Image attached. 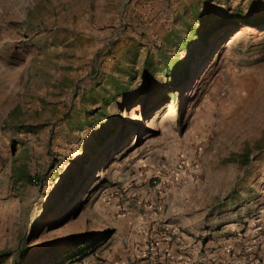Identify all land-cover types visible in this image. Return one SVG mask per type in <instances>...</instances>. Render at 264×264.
I'll use <instances>...</instances> for the list:
<instances>
[{"label":"rangeland","instance_id":"1","mask_svg":"<svg viewBox=\"0 0 264 264\" xmlns=\"http://www.w3.org/2000/svg\"><path fill=\"white\" fill-rule=\"evenodd\" d=\"M231 13L208 67L175 85L167 59L182 68L201 18ZM263 16L264 0H0V264L117 228L73 264H264ZM145 99L160 105L141 118ZM121 128L82 202L48 212L54 174Z\"/></svg>","mask_w":264,"mask_h":264},{"label":"trees","instance_id":"2","mask_svg":"<svg viewBox=\"0 0 264 264\" xmlns=\"http://www.w3.org/2000/svg\"><path fill=\"white\" fill-rule=\"evenodd\" d=\"M203 16V15H202ZM201 16V17H202ZM243 18L240 13L227 14L222 18H216L212 24L204 26L203 18H201L200 27L193 30L194 43L188 42L187 49L189 51L190 60L178 68V58L167 59L164 71L170 77L174 76L175 85L182 87H189L197 76L208 67L212 57L222 47L226 35L229 33L228 28L236 24V21ZM264 22V16L262 17ZM193 28H191L192 30ZM135 102L137 98L126 100L127 105L131 101ZM160 102L156 100H143L141 105V118H147L153 114L158 108ZM111 132L105 134L107 137L101 139L102 143L93 149L82 150L75 161L70 159L69 167L64 172H57L53 176L54 181L59 180L55 189L49 192V209L55 210L61 205V215H70L77 203H81L83 197L88 193L91 181H93L94 174L102 167L103 163L111 161L113 156L120 152V147L124 143V134L122 128L117 132L114 138H110ZM110 138V139H109ZM101 145V146H100ZM79 164V166H78ZM87 164V169L83 165ZM83 167V168H82ZM84 170V172L82 171ZM30 183L40 184L39 177H28ZM112 234L111 230L79 233L71 235L67 242H56L47 247L43 252L44 259H39L35 264H73L82 261L88 255L94 254L101 248ZM19 257H15L13 264L21 263L23 258V251H17ZM46 254V255H45ZM2 255V254H1ZM15 255V253H14ZM42 256V252H41Z\"/></svg>","mask_w":264,"mask_h":264},{"label":"crops","instance_id":"3","mask_svg":"<svg viewBox=\"0 0 264 264\" xmlns=\"http://www.w3.org/2000/svg\"><path fill=\"white\" fill-rule=\"evenodd\" d=\"M149 7H151V6H149ZM152 8H154V9H156V10L158 9L157 7H153V5H152ZM132 209H134V207H132ZM137 209H139V208H138V205H137ZM137 209H136V210H137ZM139 212H140V211H139ZM135 213H136V212H135ZM138 215H140V216H139V219L142 220V219H143V218L141 217L142 214H138ZM143 215H144V214H143ZM145 217H146V216H145ZM135 219H137V218H135V216H133V217H128V220H129L130 222H132V221L135 220ZM139 219L136 220V221H137L136 223H137L138 225L141 226V225L144 224V222H143V221L140 222ZM150 219H155V216H150ZM145 221H146V223L149 222V220H148L147 218L145 219ZM184 223H185V222H184ZM154 224H157V222H155ZM154 224H153V225H154ZM165 225H166V226H165V227H166V231L171 232L172 234H176V235H179V234H180V233L178 232V228H176V226L174 225V223H172V219H169L168 223L165 224ZM184 225H185V224H184ZM98 232H99V231H98ZM116 232H117V234H119V230H118V228H117V230L115 231V233H116ZM113 233H114V232L112 231V234H113ZM115 233H114V234H115ZM112 234L110 235V237L112 236ZM115 235H116V234H115ZM110 237H109L108 240H110ZM108 240H107V241H108ZM106 243H107V242H106ZM106 243H105V244H106ZM105 244H104V245H105ZM116 248H117V247H116ZM115 252H116V254H119V252H117V251H115ZM95 253H96V252H95ZM95 253H94V254H95ZM91 255H93V254H91ZM88 256H90V255H88ZM88 256H87V257H88ZM85 258H86V257H85ZM85 258H84V259H85ZM114 262H115V263L118 262L117 258H115V257H114Z\"/></svg>","mask_w":264,"mask_h":264}]
</instances>
